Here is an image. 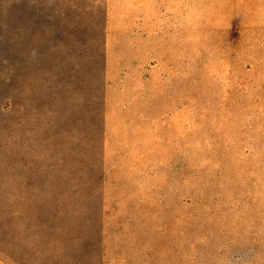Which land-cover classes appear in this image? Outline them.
Segmentation results:
<instances>
[{"label":"rangeland","instance_id":"374dc122","mask_svg":"<svg viewBox=\"0 0 264 264\" xmlns=\"http://www.w3.org/2000/svg\"><path fill=\"white\" fill-rule=\"evenodd\" d=\"M0 264H264V0H0Z\"/></svg>","mask_w":264,"mask_h":264}]
</instances>
